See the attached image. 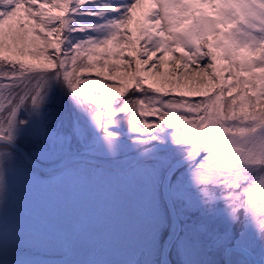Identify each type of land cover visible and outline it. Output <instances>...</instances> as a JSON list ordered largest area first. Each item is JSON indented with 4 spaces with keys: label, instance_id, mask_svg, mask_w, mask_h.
Returning <instances> with one entry per match:
<instances>
[{
    "label": "snow or ice",
    "instance_id": "1",
    "mask_svg": "<svg viewBox=\"0 0 264 264\" xmlns=\"http://www.w3.org/2000/svg\"><path fill=\"white\" fill-rule=\"evenodd\" d=\"M143 3L0 0V213L22 177L51 187L67 172L54 157L95 153L124 161L121 226L147 253L192 207L239 224L236 250L264 249V0H150L134 15ZM230 239H214L227 256ZM5 244V264H50L39 214Z\"/></svg>",
    "mask_w": 264,
    "mask_h": 264
},
{
    "label": "rangeland",
    "instance_id": "2",
    "mask_svg": "<svg viewBox=\"0 0 264 264\" xmlns=\"http://www.w3.org/2000/svg\"><path fill=\"white\" fill-rule=\"evenodd\" d=\"M150 7L154 5L146 0L143 12ZM136 29L134 25V38ZM96 70L84 76L94 74ZM152 119L154 117H149ZM80 147L74 139L73 149ZM129 152L126 150L124 154ZM62 155L65 154L57 157ZM62 167L67 169L66 174L51 187L33 188L27 184V178H21L9 193L7 206L0 213V234L9 237L21 218L39 214L49 239L48 248L40 255L50 264H130L136 252H141L144 261L157 264L160 247L147 253L121 226L124 192L118 169L80 160ZM218 208L222 209L223 205ZM225 232H229L231 240L236 242L241 226L229 224L222 211L210 215L198 207L183 210L179 216V229L169 246L170 262L217 264L222 247H216L214 239ZM251 250L257 256L264 252L259 244ZM10 259L11 250L5 244L0 251V264Z\"/></svg>",
    "mask_w": 264,
    "mask_h": 264
},
{
    "label": "water",
    "instance_id": "3",
    "mask_svg": "<svg viewBox=\"0 0 264 264\" xmlns=\"http://www.w3.org/2000/svg\"><path fill=\"white\" fill-rule=\"evenodd\" d=\"M95 155H98V154H94V153L91 155L85 154L80 158V161H87V162L90 161V163H94L97 165L100 164L101 166L111 167L113 169H118L119 165L124 162L123 160H121L120 162L114 164V163H110V162L105 161V160L93 158ZM123 156L127 160H131L133 158L132 152L124 154ZM60 162H62V163H60ZM68 162L71 163V162H74V160H72L71 157L67 154L62 155L60 157H57V158L53 159V161H52L53 166L59 165L61 167L66 165ZM178 223H179V220H178ZM177 230H178L177 228L173 227L171 229V232H172L171 236L169 235V231H170L169 229L164 231V238L165 239L159 245L160 250H159L158 256H157V258H158L157 264H172L170 262L169 257L167 256V253L170 249L169 246H170L171 242L175 238V234H176ZM225 247L235 249V244H227ZM238 250L241 251L246 256H249L253 264H264V253L261 256L256 257L253 253H251L249 250H247L242 245L240 246V248ZM140 253L141 252H136L134 254V257L132 258L130 264H153L152 261L149 262V261H146V260L144 261L143 259H141ZM219 264H229V256H227L225 254L224 248L222 250V259H221V262Z\"/></svg>",
    "mask_w": 264,
    "mask_h": 264
},
{
    "label": "bare ground",
    "instance_id": "4",
    "mask_svg": "<svg viewBox=\"0 0 264 264\" xmlns=\"http://www.w3.org/2000/svg\"><path fill=\"white\" fill-rule=\"evenodd\" d=\"M146 4V0H144V3L142 4V6L140 8H138L136 10V13H134V15H139L140 13L143 12V8ZM14 23V21L12 22ZM134 25L136 26L135 24V21L133 22L132 25H130V27L133 29ZM126 47V46H125ZM179 52L177 51V54ZM6 55H12L10 53H5ZM134 54V53H132ZM13 58H17L15 56H13ZM21 59H24L26 63H40L41 61L37 58H34V57H31V56H28V55H24L23 57H19ZM172 59V54L169 53L168 55L165 56V61L167 62L168 60ZM118 63L120 61H117ZM165 70H167V68L169 67V65L167 63H165ZM94 71V69L92 70V72ZM97 71V70H96ZM105 76L108 75L107 73V70H104V73H103ZM113 78L115 79H124V80H127V75L123 72V71H120V72H117V73H113ZM141 75H144V73H141ZM160 79L159 77H149V79L146 81V83H152L154 80H158ZM232 260V259H231ZM233 264H253L252 261L248 258L246 259V257L243 255V254H240L238 253V255L235 257V261L233 260Z\"/></svg>",
    "mask_w": 264,
    "mask_h": 264
},
{
    "label": "flooded vegetation",
    "instance_id": "5",
    "mask_svg": "<svg viewBox=\"0 0 264 264\" xmlns=\"http://www.w3.org/2000/svg\"><path fill=\"white\" fill-rule=\"evenodd\" d=\"M228 244H235V241L234 240H231L230 239V241H229V243ZM241 245H243V246H245L244 244H241ZM247 249H249L247 246H245ZM224 247H222L221 248V250H220V253L218 254L219 255V258H220V260H219V262L217 263V264H219L220 262H221V259H222V249H223ZM251 252H252V250L251 249H249ZM253 253V252H252ZM214 255V254H213ZM238 254H235V253H231V255L229 256V263L230 264H233L234 262H233V260L235 261V257L237 256ZM141 257V256H140ZM232 259V260H231ZM157 262V261H156Z\"/></svg>",
    "mask_w": 264,
    "mask_h": 264
}]
</instances>
